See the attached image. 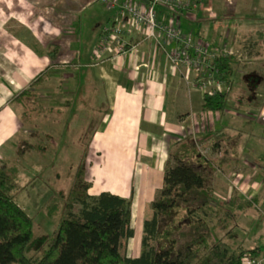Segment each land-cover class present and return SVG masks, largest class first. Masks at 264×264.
Listing matches in <instances>:
<instances>
[{"label":"crops","instance_id":"obj_1","mask_svg":"<svg viewBox=\"0 0 264 264\" xmlns=\"http://www.w3.org/2000/svg\"><path fill=\"white\" fill-rule=\"evenodd\" d=\"M130 1L146 0H118L117 6L111 0H0V153L18 144L25 129L13 99L31 90L43 73L48 72L45 82L67 73L68 88L90 87L106 108L86 145L87 192L132 200L129 226L135 235L128 241L152 216L150 203L164 186L171 151L187 139L211 162L212 186L214 179L226 185L227 197L214 190L221 204L233 196L264 200V157L258 155L256 162L251 153L258 149L251 144L253 137L264 140L251 125L252 118L264 122V98L259 112L249 108L262 97L257 89L264 86V62H249L253 70L244 71L254 93L228 96L223 112L204 110L206 91L193 85L195 72L171 64L170 52L179 45L148 39L143 26L120 13V4ZM225 1L200 0L194 9L159 6L158 18L179 22L185 34L210 41L225 27L208 32L220 19L223 3L229 32L242 23H259L263 29L264 0ZM141 252L135 245L127 256Z\"/></svg>","mask_w":264,"mask_h":264},{"label":"trees","instance_id":"obj_2","mask_svg":"<svg viewBox=\"0 0 264 264\" xmlns=\"http://www.w3.org/2000/svg\"><path fill=\"white\" fill-rule=\"evenodd\" d=\"M57 51L51 52L53 58ZM234 60L232 55L214 60L217 76L229 85ZM47 74L39 76L33 86L44 81ZM34 95L24 90L13 99L24 109L23 114L19 113L24 125L34 113L35 109L28 107L37 100V96L30 100ZM227 104L228 92H206L202 108L223 112ZM210 167L211 162L196 142L187 139L175 146L165 167L164 186L150 203L152 216L144 221L143 250L138 257H129L122 253V241L135 235L129 226L132 200L110 192L90 195L84 163L70 193L54 196L47 204L50 218L62 209L55 232L48 238H35L34 219L17 199L19 169L0 160V264H244L245 258L257 263L264 244L252 249H229L214 240L213 231L221 224L211 225L213 216L224 210L228 215L231 210L218 205L208 174ZM250 203L233 196L228 207L242 210ZM76 205H80L78 212L74 210ZM45 244L48 248L42 256L31 255Z\"/></svg>","mask_w":264,"mask_h":264},{"label":"rangeland","instance_id":"obj_3","mask_svg":"<svg viewBox=\"0 0 264 264\" xmlns=\"http://www.w3.org/2000/svg\"><path fill=\"white\" fill-rule=\"evenodd\" d=\"M220 4L223 5V3ZM222 5L220 7L222 12L220 19L217 24L212 25L208 32L212 35L222 25L225 27H221L220 35L208 39L216 46L229 50L235 59V70L230 78L231 90L228 92V96L232 99V96L238 98L254 93V88L248 86V82H251L250 77L244 71L253 70H249L252 68L250 67L252 64L249 62H252L253 65L264 62V26L261 30L259 23L238 24L236 31H230L232 37H227L226 34L230 33V26L222 19L225 18L224 14L228 9L227 5ZM256 72L260 74L258 68ZM45 81L36 84L31 89L35 95L30 100H35V96H37V100L30 102L32 104L29 103L28 107L35 110L34 113L32 112V117H28L31 121L25 124L18 144L16 142L9 150L0 153V160H3V163L19 169L17 199L19 204L34 219L32 230L35 238L43 236L48 238L55 232L62 217V209H60L59 214L50 218L47 215V204L54 196L66 197L70 193L77 171L83 163L85 164L86 145L93 129L100 118L104 116L106 108L103 101L98 104L100 98L98 94H93L90 87L75 86L68 88L69 77L67 73H61L59 78H50L49 81ZM64 86L66 87L64 88ZM257 92L262 97L252 101L249 106L254 112H259V108L263 105L264 86H259ZM73 96L75 97L73 98ZM17 107L19 113L23 114L24 109L20 105ZM97 107L101 110L99 111ZM254 119L252 118L251 122L253 130L260 131L264 138V122L253 121ZM252 143L258 149L257 152L251 153L255 155L253 157H255L256 162H260L258 155L264 157V140L253 137ZM23 150L25 153L21 155ZM251 172L255 173L253 170ZM208 174H210V170ZM213 186L214 190L220 191L224 197H227L226 185L223 188V185L219 186L214 179ZM262 189L264 190V187ZM259 196L255 197L257 199L251 200V206H246L240 211L234 208L228 215L225 210L214 215L211 225L221 224H218V228L213 231L214 240L219 241L229 249L239 247L252 249L263 245L264 200ZM220 200L223 199H217L218 205L222 206ZM61 201L63 204L65 203L64 198ZM223 207L231 208L228 207L227 201L223 203ZM74 208L75 212H78L80 205H76ZM143 235L144 232L138 228L133 240L123 239L122 253L131 254L135 245L139 252L142 251ZM47 248L48 244H45L39 250L31 251V255L33 257L42 256ZM256 264H264V253L258 258Z\"/></svg>","mask_w":264,"mask_h":264},{"label":"built area","instance_id":"obj_4","mask_svg":"<svg viewBox=\"0 0 264 264\" xmlns=\"http://www.w3.org/2000/svg\"><path fill=\"white\" fill-rule=\"evenodd\" d=\"M108 2V0H101ZM200 0H146L122 2L120 13L129 15L135 24L143 26L148 39L162 41L163 45L176 43L178 48L170 52L172 65L182 64L192 69L196 77L193 85L199 86L206 92L215 91L229 92L231 87L218 75L214 60L220 55H232L227 49L215 46L205 38H197L185 34L181 24L174 21H163L158 18L157 8L165 6L169 8L194 9L199 6ZM112 6H117L118 0H111ZM117 39L113 36L111 40ZM214 85L215 89L211 90ZM254 260L244 259V264H255Z\"/></svg>","mask_w":264,"mask_h":264}]
</instances>
